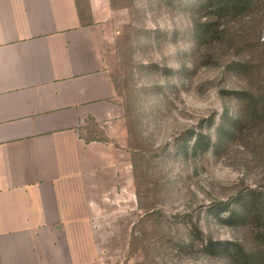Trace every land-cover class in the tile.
<instances>
[{
  "label": "rangeland",
  "instance_id": "1",
  "mask_svg": "<svg viewBox=\"0 0 264 264\" xmlns=\"http://www.w3.org/2000/svg\"><path fill=\"white\" fill-rule=\"evenodd\" d=\"M218 1L112 0V72L136 172L135 194L95 233L102 264H234L206 238L264 264V0L213 18L221 33L204 35ZM231 92L258 98V116ZM202 134L213 143L195 150Z\"/></svg>",
  "mask_w": 264,
  "mask_h": 264
},
{
  "label": "crops",
  "instance_id": "2",
  "mask_svg": "<svg viewBox=\"0 0 264 264\" xmlns=\"http://www.w3.org/2000/svg\"><path fill=\"white\" fill-rule=\"evenodd\" d=\"M113 13L0 0V264H102L106 209L135 194Z\"/></svg>",
  "mask_w": 264,
  "mask_h": 264
},
{
  "label": "trees",
  "instance_id": "3",
  "mask_svg": "<svg viewBox=\"0 0 264 264\" xmlns=\"http://www.w3.org/2000/svg\"><path fill=\"white\" fill-rule=\"evenodd\" d=\"M111 4H112V0H111ZM249 4H250L249 0H222L221 2L219 0L218 5L213 4L212 6H209L211 8V13L208 14L209 16L208 18L210 19H208L207 22H205L201 26V28L199 29V32L204 35H211V36L213 35L216 36L220 34L221 25H219L216 21L211 22V20H213V18L215 19L217 18L216 20H219V19L228 17L229 15L238 14L239 12L245 10ZM228 95L237 97L241 100H244V102H246V104L248 105L247 109L252 116V117L250 116V118H255L258 116V112H259L258 98L252 96L251 94L247 92H231V93H228ZM236 128H238L237 125H236ZM128 131L130 134L129 127H128ZM206 138L207 137H205L203 134L200 135L194 144V149L198 150L201 148L202 145L206 150L209 149V147L211 146L213 142L209 138H208L209 140ZM205 140H208V143ZM130 152L132 154L133 172L135 175V172H136V162L134 160L135 153L134 151H132V149H130ZM252 193H256V192H252ZM244 214L245 213H241V215H237L236 212H234L232 215L234 217L241 216L243 218ZM257 217L258 219H261L262 221H264V213L263 214L259 213ZM196 230L198 231V233L200 232L199 234L202 235V232L197 226H196ZM257 234H258L259 240L261 241L260 247L262 246L260 255H263L264 254V226L258 227ZM203 245L205 247L204 249H207V248L214 249L215 248V250H217L218 253L219 252L226 253V255L233 261L234 264H261V263H258L257 261L259 258L258 255L255 256L253 253L248 252L238 242L223 243L221 241H214L213 239L206 238L203 240Z\"/></svg>",
  "mask_w": 264,
  "mask_h": 264
}]
</instances>
